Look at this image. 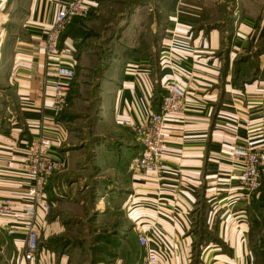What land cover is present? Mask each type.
<instances>
[{
    "label": "crops",
    "instance_id": "crops-1",
    "mask_svg": "<svg viewBox=\"0 0 264 264\" xmlns=\"http://www.w3.org/2000/svg\"><path fill=\"white\" fill-rule=\"evenodd\" d=\"M66 1L0 0V198L25 200L29 146L49 137L57 166L47 186L51 211L39 210V235L44 224L49 240L63 236L60 224L79 212L78 168L86 162L97 175L116 170L125 175L140 151L135 125L159 108L158 87L165 90L175 80L187 96L166 122L163 173L157 177L131 169L130 210L117 211L121 233L132 239L135 229L147 231L144 264L148 251L161 264H255L258 236L251 216L264 194V177L262 188L246 196L240 166L229 152L236 143L248 144L261 154L264 175V65L240 89L239 77L230 80L228 61L223 68L229 41L222 32L211 28L187 40L198 20L195 5H179L165 28L162 18L148 23V17L131 15L125 0H96L88 13L109 29L108 41L121 31L126 44L112 58L103 60L96 40L79 43L76 33L91 23L84 16L75 17L60 39L59 51L68 48L71 54L48 56L45 35ZM252 14L237 24L241 33L232 40V53L264 41V11ZM127 15L131 21L124 25ZM156 48L162 54L154 58L149 53ZM59 62L72 64L76 75L65 108L56 113L53 71ZM7 222L0 219V264H86L79 255L90 257L71 244L46 242L40 248L39 237L36 255L23 258L25 235L9 231ZM126 239L112 252L120 253L118 259L113 256L108 264L130 261L132 242Z\"/></svg>",
    "mask_w": 264,
    "mask_h": 264
},
{
    "label": "rangeland",
    "instance_id": "rangeland-1",
    "mask_svg": "<svg viewBox=\"0 0 264 264\" xmlns=\"http://www.w3.org/2000/svg\"><path fill=\"white\" fill-rule=\"evenodd\" d=\"M123 3L125 4L127 12L130 11L129 13L131 15L137 13L138 16H141L140 18L148 17V23L155 22L154 19L156 17L157 19L162 18L164 20L162 24L165 28L172 23L168 17L178 9L179 5L186 7L195 5L198 8V20L196 25L191 27L188 34H185L187 40L192 41L196 39L200 33L204 36L211 28L222 32L223 38L226 37L229 41V46L225 50L226 52L222 51L226 60L223 68L224 70L226 69L225 67L228 61L227 68L231 67L229 74L230 80L232 82L235 78L237 79L239 77L238 84L235 85L239 86L240 89L251 83L256 75H258L260 66L264 65V41H252L248 47H241L233 53L231 51L233 38H236L237 32L241 33L237 29V24L239 25L243 21L246 14L254 16L252 14L253 12L258 13V10H261V12L264 11V0H125ZM136 10L139 11L136 12ZM88 13L84 17L85 20L88 19L87 21L91 22L89 24L90 26L87 28L88 30L81 29V31H78L76 37L80 38V44L86 39L96 40L98 42L96 46L101 47V57L104 61L109 60L117 53V47L126 44V41L123 40L121 31L118 32V35L115 36L113 41H108V36L110 35L109 29L102 27L98 18L93 17L89 19L90 15ZM127 16L128 19L126 17L124 18V25L126 22L129 23L131 21V16ZM163 27L161 28L163 29ZM170 28L171 30H175L171 25ZM92 44L89 43L90 46H93ZM114 44L116 45L114 46ZM184 47H187L185 43L182 44V48ZM155 53L159 57L162 54L161 49L157 50L156 48L154 51L151 50L149 54L155 58ZM235 85L232 83L233 88H236ZM166 93L167 90L159 86L156 93V100H162ZM129 168L128 165V168H126L128 173L126 172L125 175L118 170L106 171L102 175H97L98 172L93 167L83 162L76 174L78 183L76 185L77 196L75 202L77 203L79 212L70 216L72 217L71 219L66 218L60 224V226L63 225L64 227L63 236H55L49 240V237H45L43 224L39 235L41 240L40 248L41 245L45 246L46 242L55 243L56 245L71 244L72 248H81L84 254H89L90 257H87V255L81 253L77 259L81 262L85 260L86 264H90L89 262L92 264V261L108 264L109 258L113 256L119 257V252L115 254L112 252L126 239L125 235L121 233L122 227L120 226L122 224L118 223L119 214L117 211L123 207L128 211L130 210L128 207L129 204H126V201L130 198L128 192L132 191L130 184L133 170L131 171ZM262 186L261 183L260 187L262 188ZM259 203L258 212L251 216L254 236H258L254 242L255 249L253 252L255 264H264V194ZM133 226H136L135 223H133ZM135 230L137 231L136 237L126 239L128 243L132 242V255L129 262V258L127 257L126 264H144L145 251L139 241L140 232L143 231H139L138 228ZM82 245L83 247H81ZM120 264H124V260Z\"/></svg>",
    "mask_w": 264,
    "mask_h": 264
},
{
    "label": "built area",
    "instance_id": "built-area-1",
    "mask_svg": "<svg viewBox=\"0 0 264 264\" xmlns=\"http://www.w3.org/2000/svg\"><path fill=\"white\" fill-rule=\"evenodd\" d=\"M96 0H67L56 13L51 29L46 33L44 48L48 56L71 54L70 49L59 51L62 33L76 16H85ZM1 24V20H0ZM75 68L66 62L56 63L53 71L52 108L56 113L62 112L68 100ZM167 93L159 104V110H151L146 117L134 127L135 137L140 146L139 154L130 163V169L136 172L155 174L163 173L162 156L166 146V122L169 114L179 110L185 102L186 91L175 80H170ZM53 141L40 136L29 146L26 158L27 180L25 200H15L10 196L0 198V219H7L6 227L11 232L25 235L23 258H32L39 250V210L48 212L51 208L47 201V186L57 163L52 156ZM229 158L240 166V187L250 196L262 181L261 154L246 143H236L229 152ZM142 246L148 244L147 231L140 232ZM145 264H161L158 256L148 251Z\"/></svg>",
    "mask_w": 264,
    "mask_h": 264
}]
</instances>
